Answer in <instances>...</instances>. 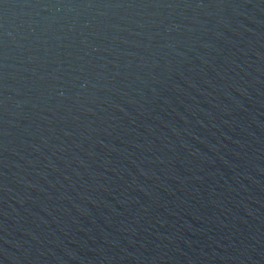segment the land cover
Here are the masks:
<instances>
[{"label":"water","instance_id":"95a60500","mask_svg":"<svg viewBox=\"0 0 264 264\" xmlns=\"http://www.w3.org/2000/svg\"><path fill=\"white\" fill-rule=\"evenodd\" d=\"M0 264H264V0H0Z\"/></svg>","mask_w":264,"mask_h":264}]
</instances>
